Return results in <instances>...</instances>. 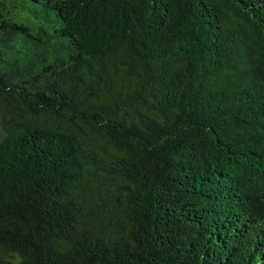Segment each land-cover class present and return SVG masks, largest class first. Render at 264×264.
Masks as SVG:
<instances>
[{
    "label": "trees",
    "instance_id": "trees-1",
    "mask_svg": "<svg viewBox=\"0 0 264 264\" xmlns=\"http://www.w3.org/2000/svg\"><path fill=\"white\" fill-rule=\"evenodd\" d=\"M0 264H264V0H0Z\"/></svg>",
    "mask_w": 264,
    "mask_h": 264
}]
</instances>
